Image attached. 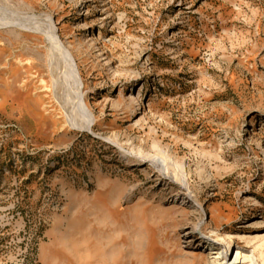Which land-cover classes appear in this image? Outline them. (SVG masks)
I'll list each match as a JSON object with an SVG mask.
<instances>
[{
  "label": "rangeland",
  "instance_id": "374dc122",
  "mask_svg": "<svg viewBox=\"0 0 264 264\" xmlns=\"http://www.w3.org/2000/svg\"><path fill=\"white\" fill-rule=\"evenodd\" d=\"M220 235L264 264V0H0V264Z\"/></svg>",
  "mask_w": 264,
  "mask_h": 264
},
{
  "label": "bare ground",
  "instance_id": "6f19581e",
  "mask_svg": "<svg viewBox=\"0 0 264 264\" xmlns=\"http://www.w3.org/2000/svg\"><path fill=\"white\" fill-rule=\"evenodd\" d=\"M137 107L139 109V106ZM154 163L161 167V163L157 159L154 160ZM207 245L208 246L205 251L209 250L213 255H215L213 257L217 259L216 264H255L257 261V258L253 254H245L241 250L234 248L232 235H226V237L220 235L216 243H211L208 240ZM233 254L234 257L231 261Z\"/></svg>",
  "mask_w": 264,
  "mask_h": 264
}]
</instances>
